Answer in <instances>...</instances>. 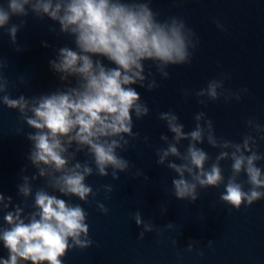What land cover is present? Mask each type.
I'll return each instance as SVG.
<instances>
[{"label": "water", "instance_id": "water-1", "mask_svg": "<svg viewBox=\"0 0 264 264\" xmlns=\"http://www.w3.org/2000/svg\"><path fill=\"white\" fill-rule=\"evenodd\" d=\"M56 2L52 0L53 5ZM135 2H148L161 22L182 18L195 33L196 48L190 49L189 63L167 68V78L157 72L153 62H144L148 77L145 84L155 79L157 87L149 91L139 84L132 85L149 113L139 119L132 113V133L138 135L121 134L127 144L120 141L122 147L115 151L128 162L123 171L109 165L107 175H100L87 145L75 141L69 144L67 137H61L67 149L63 153L69 161L67 167L79 163L80 171L85 165L92 169L85 178L93 189L87 203L75 196H64L52 187L54 177L61 174L53 167L31 162L33 142L28 136L37 130L26 123L39 97L78 86L79 77L56 72L50 64L58 62L63 47L79 51L75 37L61 32L59 22L47 14L34 12L32 5L37 0L25 6L27 16L14 15L9 25L0 28V84L4 85L0 90V195L4 197L0 201V229L9 227L4 216L15 212L17 206L23 209L21 218L25 220L38 211L35 193L44 190L70 204H80L87 213L92 244L85 249H70L61 258L63 264H264V198L240 209L220 199L233 175L236 145L240 147L237 155L248 156L252 151L264 155V0ZM0 5L7 10L8 0H0ZM217 23L223 25V30ZM13 24L18 25L14 41L8 32ZM92 58L115 67L105 57ZM214 79L223 84L217 88L215 100L207 93L208 83ZM201 89L204 95L198 96ZM5 96L16 100L23 96L28 107L23 114L19 108H9L4 103ZM162 113L176 114L185 134L200 124L203 142L191 141L190 137L175 140L167 121L161 119ZM200 113L205 115L197 121ZM207 120L212 121L216 147L208 142ZM245 136L252 137L248 145L252 151L244 147ZM225 142L228 147L223 146ZM190 143L208 154L205 169L217 163L224 176L218 187L197 185L195 201L174 195L172 181L180 176L169 167L188 163L184 158ZM170 144L177 147L179 155L169 154L162 164L158 163L162 150ZM221 153L227 156L218 160ZM254 163L264 178V159ZM184 178L192 180L187 171ZM235 178L248 191L251 185L246 172L242 170ZM25 183L32 189L27 197L20 192ZM98 204L108 212L100 211ZM137 212L141 217L139 225ZM7 256L0 241V257Z\"/></svg>", "mask_w": 264, "mask_h": 264}, {"label": "clouds", "instance_id": "clouds-1", "mask_svg": "<svg viewBox=\"0 0 264 264\" xmlns=\"http://www.w3.org/2000/svg\"><path fill=\"white\" fill-rule=\"evenodd\" d=\"M29 3L30 0H8L7 10L0 5V28L9 25L14 15L27 16L25 6ZM32 10L47 14L59 22L61 32L75 37L79 51L63 47L59 50L58 62L50 61V64L56 72L75 75L82 82L78 81L77 87L68 88L67 91L39 97L36 105L30 109L33 116L27 117L26 123L37 131L28 136L33 142L29 159L36 166L48 165L53 167L54 172L61 173L54 177V189L64 196H75L87 203L93 189L85 183V178L92 174V169L85 165L80 171L79 163L67 167L69 161L63 155L67 149L61 137H67L69 144L75 141L78 145H87L102 176L107 175L105 169L109 165L121 171L126 169L128 162L115 151L117 147H122L120 141L127 144L121 134L138 135L132 133V113L137 119L149 113L132 85L139 84L149 91L157 87L155 79L145 84L148 80L145 75L146 61L153 62L164 78L169 75V66L189 63L192 58L190 49L196 48L195 33L182 18L171 17L161 22L148 2L135 0L131 3L121 0H57L55 5L52 0H37ZM217 26L223 30V25L217 23ZM17 31L18 25L15 24L8 28L13 41ZM93 56L105 57L115 67H107L102 60H93ZM61 79H66V76H61ZM218 87H223L221 81L214 79L208 83L207 93L213 100L218 98ZM3 88L4 85L0 84V90ZM197 95H204V90L201 89ZM4 103L9 108H19L22 114L28 107V101L23 96L18 100L5 96ZM204 115L198 114L196 120L199 121ZM161 119L167 121L175 140L190 137L191 141L203 142L204 129L200 124H197L196 130L185 134L182 131L184 126L177 123L179 118L176 114L162 113ZM206 124L208 142L216 147L218 142L212 121L207 120ZM113 137H119V140L111 139ZM250 139L252 137L245 136L246 149ZM223 146L228 147V142ZM239 152L240 147L236 145V152L232 154L233 175L228 178L226 192L220 197L235 209H240L244 204L251 206L264 198V191L260 190L264 189L262 170L254 163L264 159V155L256 151L248 156L237 155ZM169 154L179 155L174 144L162 150L158 163L162 164ZM225 156L227 153H221L217 159ZM184 159L188 163L169 165L180 176L172 181L174 195L178 199L190 198L195 201L198 197L197 185L201 188L218 187L224 181L217 163L205 169L209 156L195 144H189ZM242 170L246 172L247 183L251 185L248 191L235 178ZM185 171L192 176L191 181L184 178ZM40 174L44 175L43 169ZM113 175L115 178V173ZM31 191L27 183L20 186V192L25 197ZM2 200L4 197L0 195ZM35 207L38 211L30 213L27 220L21 218L23 209L19 206L15 212L5 214L4 220L9 227L0 229V241L8 256L0 257V264H21L22 261L29 264H63L61 258L70 249H85L92 244L86 223L87 213L80 204H70L44 190H38L35 193ZM98 208L104 213L108 212L103 204H98ZM135 219L138 225L141 224L139 212ZM147 230H151L150 227Z\"/></svg>", "mask_w": 264, "mask_h": 264}]
</instances>
